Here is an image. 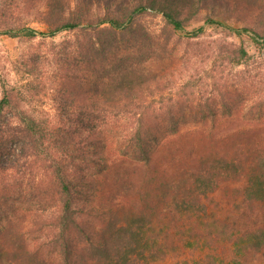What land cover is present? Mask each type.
Listing matches in <instances>:
<instances>
[{"label":"trees","instance_id":"obj_1","mask_svg":"<svg viewBox=\"0 0 264 264\" xmlns=\"http://www.w3.org/2000/svg\"><path fill=\"white\" fill-rule=\"evenodd\" d=\"M49 1L42 16L55 23L47 33L24 27L0 36L86 32L95 40L94 51L103 48L102 57L88 61L90 75L77 79L81 89L74 111L57 124L5 117L18 110L5 90L0 178L31 170L44 180L24 222L14 223L19 213L9 203L8 189L0 188V218L7 221L0 224V264H264V142L246 131L231 135L237 142L221 137L214 146H202L196 138L189 145L190 125L206 121L186 117L187 103L172 102L165 93L178 79L172 74L161 87L162 75L148 78L130 57L124 64L116 57L118 38L133 33L147 16L161 17L168 32L186 39L214 28L262 45L264 25L251 19L257 10L264 12V0ZM53 2L60 11L53 12ZM197 24L202 25L189 30ZM103 34L114 37L108 49L98 41ZM223 54L236 65L248 57L244 48ZM85 83L93 96L83 91ZM152 83L157 89L151 91ZM164 102L166 108L155 107ZM118 113L137 122L124 137L121 154L105 128ZM14 118L19 127L13 128ZM92 167L97 173H85Z\"/></svg>","mask_w":264,"mask_h":264},{"label":"rangeland","instance_id":"obj_2","mask_svg":"<svg viewBox=\"0 0 264 264\" xmlns=\"http://www.w3.org/2000/svg\"><path fill=\"white\" fill-rule=\"evenodd\" d=\"M70 2L74 4L75 0ZM50 3L49 0H0V31L29 27L47 33L55 21L52 18L45 21L42 10ZM55 5L53 2V12L60 11L58 4ZM251 21L262 27L264 12L257 10ZM205 30L198 38L186 39L168 32L161 17L147 16L140 19L133 33L118 38L116 46L121 52L116 57L124 61L121 64L127 63L130 57L148 78L162 75L161 87L169 84L170 76L178 79V86L165 93L172 102H181L184 106L187 103L188 108L185 106L183 111L186 117L206 121L198 122V128L190 125L193 130L186 137L189 145L196 138L202 146H214L221 137L237 142L231 135L246 131L256 134L257 142H264V43L254 44L247 35L238 36L223 29ZM98 41L108 49L114 37L103 34ZM94 43L91 35L80 31L33 39L0 36V101L8 90L18 108L15 112L9 110L5 117L23 115L40 122L53 120L55 124L66 119L74 111L75 98L81 89L77 79L80 76L87 79L88 61L102 57L103 48L97 47L94 51ZM130 47L137 48L130 53L127 50ZM240 48L248 55L240 65L231 63L223 54L225 50ZM107 56L106 53L103 59ZM148 87L157 89L155 83ZM82 89L91 92L90 97L94 95L89 83L83 84ZM149 90L144 91L145 97H150ZM165 103H156L155 107L166 108ZM157 111L163 116L168 113L166 109ZM172 112L179 114L180 111ZM128 118L131 119L118 113L105 126L113 148L120 154L124 137L137 124L135 119ZM18 123L14 118L13 128L19 127ZM20 146L18 140L12 147L19 151ZM97 171L98 168L92 167L85 173ZM43 180L40 172L31 170H25L18 178L13 175L0 178V188L9 190H6L9 203L19 213L14 223L24 222L26 211L33 209L30 200L39 196L38 184ZM0 224L6 225V219L1 217Z\"/></svg>","mask_w":264,"mask_h":264}]
</instances>
